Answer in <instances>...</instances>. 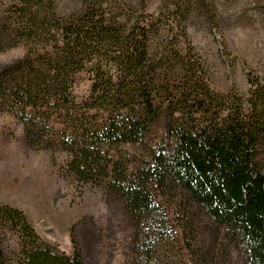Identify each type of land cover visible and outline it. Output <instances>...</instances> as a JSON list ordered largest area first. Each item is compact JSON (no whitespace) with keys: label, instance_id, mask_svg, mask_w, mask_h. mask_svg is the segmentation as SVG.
Returning a JSON list of instances; mask_svg holds the SVG:
<instances>
[{"label":"trees","instance_id":"obj_1","mask_svg":"<svg viewBox=\"0 0 264 264\" xmlns=\"http://www.w3.org/2000/svg\"><path fill=\"white\" fill-rule=\"evenodd\" d=\"M196 8L208 10L206 0H164L132 21L123 0H81L66 15L58 0H13L0 12V44L25 53L0 70V109L28 146L65 154L71 182L118 203L132 264H155V245L170 237L156 194L192 264H264V81L249 72L246 95L210 87L186 33ZM81 75L90 86L77 100ZM131 146L144 154L132 170L120 151ZM71 243V255L60 252L0 205V264H84L73 234Z\"/></svg>","mask_w":264,"mask_h":264},{"label":"rangeland","instance_id":"obj_2","mask_svg":"<svg viewBox=\"0 0 264 264\" xmlns=\"http://www.w3.org/2000/svg\"><path fill=\"white\" fill-rule=\"evenodd\" d=\"M12 1L0 0V12ZM123 1L133 8L125 15L132 21L142 14H158L164 4V0H145L143 10L138 0ZM80 4L81 0H58V11L66 15ZM206 5L208 10L196 8L186 23L188 39L205 62L215 92L246 95L249 72L264 81V0H206ZM24 53L20 45L0 44V70ZM89 86L81 75L75 98L86 97ZM120 151L131 170L144 156L132 146ZM65 159L63 152L28 146L22 126L0 109V205L22 212L43 242L66 255L72 254L73 234L84 264H132V231L118 203L98 186L71 182L63 171ZM156 202L165 209L170 237L155 245V264H192L172 210L159 194ZM17 244L13 236L5 238L8 250ZM7 259L15 264L11 256Z\"/></svg>","mask_w":264,"mask_h":264}]
</instances>
